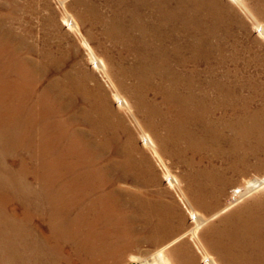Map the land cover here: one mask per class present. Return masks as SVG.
Segmentation results:
<instances>
[{"label":"bare ground","instance_id":"bare-ground-1","mask_svg":"<svg viewBox=\"0 0 264 264\" xmlns=\"http://www.w3.org/2000/svg\"><path fill=\"white\" fill-rule=\"evenodd\" d=\"M72 4L83 9V14H79L81 24L98 30L117 52L118 70L108 74L107 63L96 57L93 48L85 42L91 63L107 73L110 88L121 87L126 92V95L113 93V97L119 110L129 118L126 122L113 111L97 86L100 91L95 102L83 91L87 101V107L83 108L85 117L81 116L80 126L75 127L71 123L73 115L67 116L70 111H66L69 123L63 112L64 97L74 95L70 83L63 82L57 93L51 88L36 92L37 105L43 108V121L36 120L41 126L40 133L54 137V142L69 139L67 148L59 150L56 161L50 164V171L57 173V179H68L57 189L56 198L59 203L65 200L70 209L74 207L73 198L82 202L80 214L84 225L100 235L96 240L89 238L88 246L93 249L82 260L83 264H98L108 256L114 258L112 264H121L126 255L133 264H264L263 196L239 206L205 230L204 240L211 253L205 250L198 236L206 219L193 213L194 223L186 234L191 235L200 256L182 240L185 234L172 236L173 230L166 224L172 217L166 213L173 212L169 210L171 204L141 200L133 194L124 200L119 198L120 184L127 179L141 186L156 181L146 152L137 151L139 140L142 148L150 150L164 166L161 153L190 169L203 162L205 151L214 158L209 161L220 159L221 172L211 176L208 171H202V177L214 181L220 190L243 178L225 209L264 187V176L248 178L251 171L264 167L261 137L257 134L254 144L250 137L253 129L259 130V109L252 110L251 105L260 96V88L257 83V87L254 85L252 77L242 80L238 71L232 74L233 70L222 73L217 70L226 69L230 63L236 65L243 52L249 50L241 44L252 36L240 11L254 14L245 0H73ZM65 21L70 29L80 33V23L71 17ZM254 29L264 39V25L255 22ZM112 62L109 56V63ZM21 79L28 81L24 74ZM245 89L250 91L248 95L240 92ZM45 97L49 100L45 101ZM27 118L36 119L32 111H27ZM196 155L200 156L198 160ZM165 177L170 186L179 185L178 178L169 171ZM22 204L27 205L25 213L30 216L31 203L24 200ZM118 207L127 208L118 211ZM128 211L132 212L127 214ZM59 212L60 207L52 214L60 218ZM13 220H9L11 225ZM137 229H143V233L138 234ZM114 232L115 238L108 237V233ZM133 233L138 235L133 237ZM175 242L178 245L170 248ZM21 244L23 256L11 252L14 261L50 263L49 259L43 262L41 253L33 251L27 242ZM156 244L163 246L153 256L147 254L148 247Z\"/></svg>","mask_w":264,"mask_h":264},{"label":"rangeland","instance_id":"rangeland-1","mask_svg":"<svg viewBox=\"0 0 264 264\" xmlns=\"http://www.w3.org/2000/svg\"><path fill=\"white\" fill-rule=\"evenodd\" d=\"M63 2L60 0H0V264H13L14 253L23 256L21 252L24 250L20 246L21 243L26 242L33 251L41 253L43 262L49 259V264L56 262L58 264H83L82 260L86 259L93 249V246H88L89 238L96 240L100 236L84 225L83 216L80 214L82 202L73 198L74 207L70 209L66 207L69 204L65 200L59 203L56 198L57 189L64 182L67 183L68 179H57V173L50 171V164L56 161L59 150L62 152L67 148L69 139H64L62 142L56 139L57 141L54 142V137H47L40 133L41 126L36 120L41 122L40 120L43 119V108L37 105L39 102L36 101V95L50 88L57 93L62 89L63 82L64 84L70 83L74 87V95L69 98L64 97L65 110L63 112L66 117V111H70L67 116L73 115L71 123L79 127L78 122L85 117L83 108L87 107L83 91L88 92L89 100L95 102L98 99L96 94L100 91L97 88L99 86L103 95L108 99L111 109L118 112L126 119V122L129 121L127 114L119 110L115 97H113V93L116 95L120 92L126 95V92L121 87L110 88L106 78L107 73L105 74L102 69L94 67L91 63L90 50L85 42L91 49L93 48L92 52L95 56L97 55L96 57L102 58L107 63H105V70L109 71L108 74H114V71L118 70L115 63L118 60L117 52L109 41L102 38L98 30H90L87 24H81L79 14H83V9L80 5L72 4L73 0H63ZM245 3L254 14L249 15L240 11L249 24L252 36L251 40L244 39L241 44L243 48L249 47V50L243 52L242 58L237 61L236 65L230 63L226 69L219 67L217 70L219 73L224 70H233L232 74L238 71L242 80L252 77L254 85L260 88V96H257L251 105L252 110L259 109L257 117L259 130L253 129L250 137L251 143L254 144L260 135L261 150L264 154V39L254 29L255 22L264 25V0H245ZM102 9L106 14H110L108 10ZM70 17L78 24L80 23V33L70 29L67 25L65 18ZM9 35L12 36L11 39ZM109 56L113 58L112 63H109ZM23 74L28 77V81L24 82L21 79ZM77 90L79 92H76ZM240 92L243 95L250 93L246 89ZM48 100V97H45V101ZM27 111H32L36 117L34 121L27 118ZM69 121L66 117V122L69 123ZM134 132L136 134V130ZM142 147L139 140L137 151L146 152L153 166L156 181L147 186H141L140 183H132L131 179H127L120 184L119 190L122 194L119 198L124 200L133 194L141 200L171 204L169 210L173 212L166 211V213L172 217L166 224L173 230L171 231L172 236L175 233L185 234L182 240H186L198 256L200 254L191 240V235L186 234L193 226L194 222L191 218L193 213L206 219L200 226L198 236L205 250L211 253V248L204 240L205 230L211 224L233 213L239 206L258 196L264 198L263 187L251 197L225 209L233 190L241 184L243 178H239L240 181L237 183H229L223 190H220L213 183L214 181L208 182L206 177H202V171L205 173L208 171L211 176L220 173L222 170L220 167L223 164L220 159L209 161L214 158L211 157L210 152L205 151L203 162L190 169L186 164L176 163L173 158L161 153L166 165L164 166L150 150ZM195 157L198 160L200 156ZM83 170L86 168L84 167ZM168 171L178 178L179 185L170 186L165 177ZM248 175V178L263 177L264 167L260 171H251ZM24 200L31 203L28 206L30 216L25 213L27 205L22 204ZM59 207L60 218L54 214L57 213ZM174 207L176 209H173ZM118 208V211H121L126 210L127 207ZM36 209H38V214ZM131 212L128 211L127 214ZM117 216L121 215L117 213ZM8 218L9 220L14 219L12 225L9 220L7 221ZM142 230H138V234L143 233ZM115 234L116 232L108 233V237L115 238L117 235ZM135 234L131 236L138 235ZM177 245L178 242H175L170 248ZM162 246L160 244L149 246L147 254L153 256ZM113 259L112 256H108L97 263L112 264ZM127 259L128 256H124L125 262L121 264H133ZM42 260L39 261L42 262ZM14 262L22 264L16 260Z\"/></svg>","mask_w":264,"mask_h":264}]
</instances>
